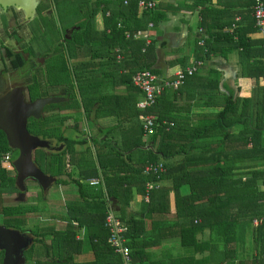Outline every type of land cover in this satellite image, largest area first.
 <instances>
[{
	"label": "trees",
	"instance_id": "1",
	"mask_svg": "<svg viewBox=\"0 0 264 264\" xmlns=\"http://www.w3.org/2000/svg\"><path fill=\"white\" fill-rule=\"evenodd\" d=\"M139 1L151 0H127L126 4L121 0L106 17L102 31L96 24L97 3L89 11H82L90 4L81 0L80 13L62 3L72 11L67 13L87 23L68 29L67 59L54 65L57 85L67 79L71 90L70 103L60 108L80 111L93 123L116 118V124L89 136L80 129L81 118L59 114L53 117V128L46 134L66 142L67 148L43 162L42 169L59 179L56 185H72L75 193L65 201L61 217L64 229H42L33 224L36 242L29 251V260L33 264H124L109 243L111 231L106 219L111 208L130 227L127 237L131 264H161L151 261L148 251L175 232L189 255L164 264H264V222L253 225L254 219L264 218V147L256 142L264 136V116L245 112L228 116V112L237 109L234 104L232 109L226 108L213 120H207L203 128L183 131L176 118L156 111L162 99L156 107L141 112L137 105L144 100V93L134 85V77L146 71L157 76L158 72L153 68L154 43L147 44L135 35L148 29L150 23H160L162 13H158L159 3L154 10L138 16ZM246 1L238 13L243 18L238 28L246 23L248 27L235 33L245 50L249 44L246 35L256 32L253 0ZM211 3L212 0H202L196 4L206 8L203 26L207 31ZM54 6L55 13L60 12V7ZM67 27L70 26L63 30ZM128 32L133 35L130 39ZM210 55L208 41L207 48L199 49L196 58L204 62ZM186 63L184 59L174 65L179 64L184 70ZM143 115L156 116L157 124L168 122L173 127H158L153 136L145 138L140 122ZM69 120L75 121L70 138L65 136ZM242 124V129L233 130ZM0 144L4 154L9 153L8 142ZM149 164H160L165 172L158 177L146 176L143 172ZM67 168L71 170L67 172ZM101 178L102 187L89 186L90 180ZM162 182H169L170 186L163 188ZM149 183H158L159 187L148 194L142 217L132 215L133 197H145ZM171 194L175 198V219L154 221V217L163 218L170 213ZM35 203L20 210L9 207L0 213L3 211L16 223L30 228L29 215L38 213ZM21 214L23 217L18 219ZM207 233L209 239L204 238ZM87 253H92V261L78 263L79 256Z\"/></svg>",
	"mask_w": 264,
	"mask_h": 264
},
{
	"label": "crops",
	"instance_id": "2",
	"mask_svg": "<svg viewBox=\"0 0 264 264\" xmlns=\"http://www.w3.org/2000/svg\"><path fill=\"white\" fill-rule=\"evenodd\" d=\"M88 1L99 5L96 20L99 19L100 23L97 21L96 24L99 31L104 30L106 17H109L111 11L116 10L121 0ZM122 1L125 4L127 2V0ZM151 1L156 2V5L160 3L158 13H162V21L142 31L148 32L149 43L155 45L156 56L153 68L158 72L157 76L160 80H172L176 72L182 70V67L179 64L174 65V62L186 59V65H189L197 61L196 56L199 49L205 48L200 45L203 39L207 44L208 41L211 43V55L203 62V67L198 74L186 79L176 91L166 90L160 98L162 102L156 111L160 115L176 118L179 124L181 123L183 131L203 128L207 120H213L226 108L232 109L234 104L238 107L228 112V116H238L241 112L258 114L259 117L264 116V39L255 26L256 32L246 35L249 44L245 50L239 45L240 38L235 34L236 31L242 30V27L246 26L245 30L248 27L246 23L245 26L238 28V24L243 20L242 15L239 16L238 13L242 11L247 1L212 0L211 12L207 15L210 28L208 31L203 26V12L206 8L196 7V4L202 0ZM141 14L138 12V16ZM202 29L203 32H201ZM224 36L227 37L224 38ZM139 39L145 38L140 37ZM260 41L263 42L262 45L258 43ZM69 115H74V113H69ZM103 120L105 119L98 120L97 130L116 124V118H113V121L109 122L110 125L104 127L105 121ZM242 128L243 124L239 128L236 126L233 130L239 131ZM241 142L244 143V140ZM256 142L259 147H264V136L258 138ZM247 147H252V143L249 142ZM99 180L103 181L102 178ZM169 186V182H162L161 187L168 188ZM170 201V213L163 218L154 217V221L175 219L176 208L173 194L170 196ZM145 203L143 196L135 195L130 205V213L142 217ZM259 219L264 222V218ZM253 225L255 226L254 221ZM176 235L177 232L170 234L161 240L159 247L151 248L148 251L150 260L164 264L188 256L189 252L185 248V252L181 254L177 252L180 244ZM204 238L209 239V233ZM86 255L87 258L93 259L92 253ZM200 256L202 255H197V258Z\"/></svg>",
	"mask_w": 264,
	"mask_h": 264
},
{
	"label": "flooded vegetation",
	"instance_id": "3",
	"mask_svg": "<svg viewBox=\"0 0 264 264\" xmlns=\"http://www.w3.org/2000/svg\"><path fill=\"white\" fill-rule=\"evenodd\" d=\"M40 1L41 3L37 7L34 17L30 20L26 18V14L22 9H18L15 6L7 8L0 6V83L3 88L0 93V101L8 97L13 98L15 102L19 101L21 107L17 108L15 114H23L26 108L24 105L29 106L32 104L33 106L37 101L42 99L58 98V102L46 105L41 112L38 111L39 109H35V113H38L39 117L29 115L27 118V129L32 137L45 140L49 143L53 142L55 147L52 149L51 146H37L31 150V162L47 178H43L37 173L35 175L38 176L39 180L33 177L26 178V176L21 174L18 166L21 149L17 147L13 148L10 145L7 134L0 129V138L2 137L0 142L5 143L7 141L11 148L9 153L4 154V150L0 144V210L9 207H18L20 210L25 207L23 197L29 191L28 185L26 186L27 182L38 188L37 195L32 198L38 200L40 193L42 197L41 202L44 201L46 207L49 208V203L45 197L54 185L57 184L59 179L47 174L42 169V163L49 162L53 155L60 154L62 150L67 148L66 142H60L57 137L52 138L46 132L52 130L54 125L52 120L55 115L69 116L70 112L73 113V110L64 109L70 103L69 95L71 94V90L69 81L66 79L62 85L58 86L55 81L56 71H54V65L57 64L58 59L61 62L67 59L65 50L67 40L69 39L68 29L62 31V38L57 37L55 40H51L47 34H44L43 29L41 30L40 19L47 14H51L49 2L53 1ZM51 10L55 13L54 5ZM5 36L7 38L6 41L4 40ZM40 42L44 43L46 48L42 49L39 44ZM35 84L36 86H40L37 91L33 89ZM57 89H64V92L50 95V91ZM66 131L65 136L68 137ZM22 144L24 146L22 157H24L26 149L31 143H25L22 140ZM7 155L10 156V162L5 164L4 159ZM51 179H55L56 182L50 183ZM60 180H64V178ZM9 202H14V204L10 205ZM47 212L50 213V210ZM17 217L21 219L23 215H17ZM0 226L33 237L32 243L24 251L28 262L29 255L27 253H29L36 242L33 228H26L16 223L14 218L6 216L3 211L0 213ZM0 256L3 263L5 254L1 250ZM17 258L18 256L15 253L16 262L19 263L20 261Z\"/></svg>",
	"mask_w": 264,
	"mask_h": 264
},
{
	"label": "built area",
	"instance_id": "4",
	"mask_svg": "<svg viewBox=\"0 0 264 264\" xmlns=\"http://www.w3.org/2000/svg\"><path fill=\"white\" fill-rule=\"evenodd\" d=\"M253 17L255 20V26L258 30V33L264 39V0H253ZM156 8V2L154 1H139L137 4V10L139 13L147 12L154 10ZM150 27H153V24L150 23ZM204 30L202 29L201 32ZM127 37L130 39L133 37L131 33H127ZM140 37L145 38L147 44H149V34L147 31H138L136 32L135 38L139 39ZM200 45L206 46L207 43L203 39L200 42ZM121 59V56L118 57ZM203 62L194 61L191 64L187 65L183 70H179L173 76L172 80H160L152 72L146 71L139 73L134 77V85L139 87L140 90L144 93V100L137 105V108L141 112H146L148 109H152L157 106L158 101L162 98L163 93L166 90H177L180 86L184 84V81L188 77H193L198 73V71L203 67ZM142 122L143 129L145 131V138L153 136L155 134V129L158 127L161 128H170L173 127V124L168 122H162V124H157V119L153 116L143 115L140 117ZM169 130V129H167ZM10 162V156L7 155L4 159V163L8 164ZM165 170L160 164H149L144 168V175H157L163 174ZM89 186L92 188H98L103 186V181L101 180H90L88 182ZM159 187L158 183L147 184L145 188V197L144 200L146 203L149 202L148 194L153 190H156ZM108 216L106 219L107 226L111 231L110 245L113 248L114 252L121 256L124 264H131V251L128 246V237L130 227L126 224L119 214L109 208ZM262 219H255V226L262 224ZM227 264V263H221Z\"/></svg>",
	"mask_w": 264,
	"mask_h": 264
},
{
	"label": "rangeland",
	"instance_id": "5",
	"mask_svg": "<svg viewBox=\"0 0 264 264\" xmlns=\"http://www.w3.org/2000/svg\"><path fill=\"white\" fill-rule=\"evenodd\" d=\"M57 2L59 3H53L50 1L49 9L51 11V14H47L45 17L43 18L41 17L40 19L41 30L43 29V33L47 34L51 40H55L57 37L62 38L63 37L62 36L63 27L66 25L70 26V27H67V29H70V28L75 29L87 23L86 20L76 17L74 15L72 16L69 13H67V12H70L72 9L79 12L78 9H79L81 0H69V1L68 0H57ZM62 3L66 4V6H69L71 10L66 9ZM88 3L90 5L84 8L82 11H89L95 5V3L92 4L90 1H88ZM53 5L60 7V12L58 13L52 12L51 9ZM59 19H61V21ZM97 21L100 23L99 19H97L96 22ZM4 40L5 41L7 40L6 36L4 37ZM39 44L42 49L46 48V45L44 43L40 42ZM205 48H207V45L205 46ZM39 87H40L39 85L36 86L35 84L33 89L37 91L39 90ZM63 92H64V89H60V90L57 89L54 91H50L49 93L50 95H55V94L57 95ZM73 113L75 117L81 118V122L79 123V126H80L81 131H83L84 134H88L89 136L97 134L98 132L97 128L99 127L97 126L98 123H92L91 121L90 122L87 121L86 115H84L80 111L76 110V111H73ZM103 121H105L103 125L105 127V126L110 125L109 122L111 123L113 121V118H108ZM74 126H75L74 120H69L67 122V127L69 128V130H71V131L69 130L66 131L68 138L73 136L72 128H74ZM66 170L67 172H69L71 168H67ZM27 185L29 187V191L23 197L25 201V205L33 204L35 203L34 201L38 203L37 205H35L36 203L34 204L38 208V213H36V215L35 214L29 215L30 223L28 224V226H30V228H33L34 227L33 224H35L37 226L42 227V229L43 228L46 229L49 226L56 230L64 229L65 222L61 220V217H63L65 213V209H64L65 201L74 197L75 188L72 185H69L67 187L54 185V187L48 192L47 196L45 197L46 201L49 203V206H48L49 208H47L44 201L41 202L42 197L40 193H39L38 200H35L34 198H32L33 196L37 195L38 188L34 187L33 184L28 183V182L26 183V186ZM9 204L13 205L14 202H9ZM48 210H50V213L47 212ZM183 251L185 252L186 250L182 248L181 246H178L177 252L181 254L183 253ZM91 261H92L91 258H87L86 254L79 256V258L77 259L78 263H87ZM27 264H33V263L32 261L29 260Z\"/></svg>",
	"mask_w": 264,
	"mask_h": 264
},
{
	"label": "water",
	"instance_id": "6",
	"mask_svg": "<svg viewBox=\"0 0 264 264\" xmlns=\"http://www.w3.org/2000/svg\"><path fill=\"white\" fill-rule=\"evenodd\" d=\"M41 3L40 0H0V6L7 8L10 6H15L18 9L24 10L27 19H32L37 11V7ZM2 85L0 83V93L2 92ZM22 99V98H21ZM58 98L42 99L36 102L35 105L24 107L23 114H15L17 108L21 107L19 101L15 102L13 98H6L0 101V129L4 131L10 141V145L14 148L17 147L21 149V155L19 157L18 166L21 170V174L27 177H33L39 180V176L47 178L35 168L30 159L31 150L34 147H52L54 149L53 142H46L39 138L32 137L27 129V118L29 115H34L39 117L38 113H35V109H39L41 112L46 105H50L58 102ZM23 137V138H21ZM22 140L25 143H31L27 149L26 154L22 157L24 146ZM56 149V148H55ZM56 182L55 179H51L50 183ZM33 237L28 236V234H20L19 232L8 230L0 226V250L4 252L5 258L3 259L2 264H26V256L24 251L32 243ZM15 248V249H14ZM15 253L18 256L17 260L20 262L17 263L15 259Z\"/></svg>",
	"mask_w": 264,
	"mask_h": 264
}]
</instances>
